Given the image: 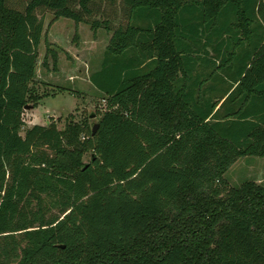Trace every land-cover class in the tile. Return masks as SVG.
<instances>
[{
  "label": "trees",
  "instance_id": "obj_1",
  "mask_svg": "<svg viewBox=\"0 0 264 264\" xmlns=\"http://www.w3.org/2000/svg\"><path fill=\"white\" fill-rule=\"evenodd\" d=\"M23 3L0 0V264H264V184L223 175L264 155V1ZM38 8L110 31L93 132L71 113L20 132L56 62Z\"/></svg>",
  "mask_w": 264,
  "mask_h": 264
},
{
  "label": "rangeland",
  "instance_id": "obj_2",
  "mask_svg": "<svg viewBox=\"0 0 264 264\" xmlns=\"http://www.w3.org/2000/svg\"><path fill=\"white\" fill-rule=\"evenodd\" d=\"M23 1L8 0V3L22 9ZM95 5L99 11L91 16H108L111 26L123 22L124 14L118 2L110 4L95 1ZM37 16L41 17L43 26L37 45L38 57L44 53V36L58 56L54 66L50 60L46 68L37 63V76L33 87L43 98H40L35 106L24 108L22 113L24 124L20 132L24 133L29 121L45 124L49 120H54L57 126H62L64 117L69 113L73 119L86 120L91 124L96 121L98 117L96 109L100 108L103 102L98 92L91 87L87 74L90 69L96 67V56L101 55L108 31L99 27L92 33L86 23H74L66 17H57L53 20L51 10L47 8H38ZM50 85L53 89L49 87ZM57 85H68L71 90L70 92L62 90L54 95L48 94L55 91ZM91 112L95 114L90 117ZM223 175L229 186H236L243 180L264 184V155H242L228 166Z\"/></svg>",
  "mask_w": 264,
  "mask_h": 264
},
{
  "label": "crops",
  "instance_id": "obj_3",
  "mask_svg": "<svg viewBox=\"0 0 264 264\" xmlns=\"http://www.w3.org/2000/svg\"><path fill=\"white\" fill-rule=\"evenodd\" d=\"M79 22H81V21H79ZM84 23V22H83ZM97 29V28H96ZM95 29V30H96ZM107 31V30H106ZM93 33V32H92ZM109 35H110V32L108 31V34H107V37H106V40H105V43H104V45L106 44V41H107V39H108V37H109ZM94 38H92V40H93ZM104 47V46H103ZM103 47H102V49H103ZM102 49H101V52H102ZM100 52V51H99ZM41 56L42 55H40L39 57L41 58ZM58 55H56V57H57ZM38 57V58H39ZM100 57H101V55H97L96 56V59H97V64H96V67L99 65V61H100ZM49 60V59H48ZM47 66H44V68H46ZM96 67H94V68H96ZM94 68H92V69H94ZM36 76H37V68H36ZM71 78V77H70ZM91 85V84H90ZM50 88H53V86H49ZM91 87L94 89V90H96L92 85H91ZM51 95V94H50ZM44 97H47V96H44ZM41 98H43V97H41ZM222 98H220V100H221ZM219 100V101H220ZM219 103V102H218ZM218 103L215 105V106H217L218 105ZM34 123H37V122H33V121H29L28 122V124H27V126H31L32 124H34ZM40 124H42V123H40ZM46 124V123H45Z\"/></svg>",
  "mask_w": 264,
  "mask_h": 264
},
{
  "label": "water",
  "instance_id": "obj_4",
  "mask_svg": "<svg viewBox=\"0 0 264 264\" xmlns=\"http://www.w3.org/2000/svg\"><path fill=\"white\" fill-rule=\"evenodd\" d=\"M29 107H32V105L29 104V103L26 104V105L24 106V108H29ZM94 114H95V113L91 112V113H89V116H90V117H91V116H94ZM96 125H97V122H96V121H94V122L91 124V132L94 131Z\"/></svg>",
  "mask_w": 264,
  "mask_h": 264
},
{
  "label": "built area",
  "instance_id": "obj_5",
  "mask_svg": "<svg viewBox=\"0 0 264 264\" xmlns=\"http://www.w3.org/2000/svg\"><path fill=\"white\" fill-rule=\"evenodd\" d=\"M262 1H264V0H262Z\"/></svg>",
  "mask_w": 264,
  "mask_h": 264
}]
</instances>
